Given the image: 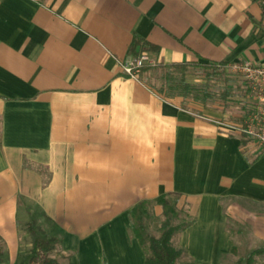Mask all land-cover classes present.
<instances>
[{
  "label": "crops",
  "instance_id": "0c3cea01",
  "mask_svg": "<svg viewBox=\"0 0 264 264\" xmlns=\"http://www.w3.org/2000/svg\"><path fill=\"white\" fill-rule=\"evenodd\" d=\"M262 16L259 0H0L2 264L34 212L58 264H144L129 211L162 194L188 214L184 259L222 264L242 225L264 246V150L224 110L160 92L163 68L120 65L135 37L162 66L263 63Z\"/></svg>",
  "mask_w": 264,
  "mask_h": 264
},
{
  "label": "trees",
  "instance_id": "16d2710c",
  "mask_svg": "<svg viewBox=\"0 0 264 264\" xmlns=\"http://www.w3.org/2000/svg\"><path fill=\"white\" fill-rule=\"evenodd\" d=\"M142 40L138 37L134 38L131 46V54L137 56L141 53H150L151 47L142 44ZM223 63H191V64H172L169 66L158 65L165 72V84L159 89L160 92L166 94H174L180 92L184 96H192L195 100L208 102L212 95L209 86L199 87L193 83L187 82L186 73L190 67L204 71L206 78L219 74H224ZM147 67L145 69H150ZM154 68V67H152ZM175 73L181 76H176ZM249 89L246 85L245 95ZM220 96L225 100L230 99L233 95V87L227 85L221 89ZM244 109V108H243ZM1 144V130H0ZM179 197L175 194H162L154 200H142L136 203L129 211L131 228L134 236L137 238L140 246L145 253L144 264H196L191 260H184L183 249L173 244L174 236L183 232L190 221L188 214L178 207ZM160 206L162 212L159 215V234H155L152 230L150 220L153 216L154 206ZM184 213L185 217H182ZM152 214V215H151ZM36 221L29 223V231L32 234V247L29 253V262H39L40 264H58L52 253L59 244V239L55 236L48 235L40 228H35ZM39 230V234L37 233ZM264 255V247H258L250 251L247 255L240 257L235 264H264L258 262L257 257ZM5 252L2 241L0 239V264L4 261ZM27 264V263H26Z\"/></svg>",
  "mask_w": 264,
  "mask_h": 264
},
{
  "label": "rangeland",
  "instance_id": "374dc122",
  "mask_svg": "<svg viewBox=\"0 0 264 264\" xmlns=\"http://www.w3.org/2000/svg\"><path fill=\"white\" fill-rule=\"evenodd\" d=\"M224 74H219L211 77L210 79L206 78L204 71L200 69H190L189 72L186 75V80L190 83H193L196 86L203 87L205 85L209 86L210 93L212 95V98L207 102L209 107H215L218 110H224L227 114V118L233 119L240 123V121L243 118V115L245 113V109L248 105L247 100V93L245 95L246 90V83L243 79V76L240 73L233 72L229 69H224ZM162 73V72H161ZM178 76H181L178 74ZM156 85H161L162 81L154 79L153 81ZM227 85H230L233 87V95L230 97V99L225 100L220 96V90L225 88ZM244 108V109H243ZM153 216L151 217L150 224L152 227V230L155 234H159V224H160V217L156 214V212L153 209ZM37 212H34V217L36 218V224L34 225L35 228H40L41 225V217L37 215ZM152 215V214H151ZM182 217H185L184 213L182 214ZM20 222H23L24 219V211L23 209L20 210L19 214ZM33 219V218H32ZM189 219V218H188ZM40 222V223H39ZM26 225H29L26 224ZM243 228L241 231V235L238 238H234L232 240V244L230 248L226 250V252L222 255V264H235L236 261L242 257L247 255L250 251H252L255 248H258L260 245L258 244H252L251 241L248 238V232L246 230V227L242 225ZM39 234V230H37ZM180 234L177 233L174 236L173 244L178 247V240L180 239ZM26 240L29 243L28 248H26V251L21 254L20 259L18 260L17 264H26L29 262L30 256V248H31V239L33 236L29 231V226L26 227ZM180 241V240H179ZM231 242V238L229 239ZM25 244V242H23ZM264 247V246H262ZM29 249V250H28ZM54 251L52 253L55 254ZM186 253L183 251V258H186ZM258 262L264 263V255L257 257ZM187 260V259H184Z\"/></svg>",
  "mask_w": 264,
  "mask_h": 264
},
{
  "label": "built area",
  "instance_id": "2783aa9c",
  "mask_svg": "<svg viewBox=\"0 0 264 264\" xmlns=\"http://www.w3.org/2000/svg\"><path fill=\"white\" fill-rule=\"evenodd\" d=\"M262 8V27L264 30V0H259ZM121 68L131 78H138L147 67L158 66V61L150 53H141L137 56L128 55L120 61ZM224 68L240 73L248 86V105L242 122L233 124L241 136L252 141L258 148L264 150V62L255 63L250 60L227 63ZM27 264H40L28 262Z\"/></svg>",
  "mask_w": 264,
  "mask_h": 264
}]
</instances>
